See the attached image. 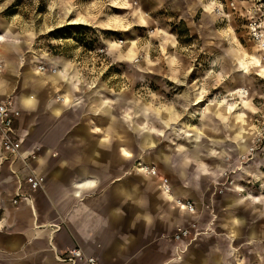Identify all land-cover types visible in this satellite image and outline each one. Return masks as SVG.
<instances>
[{
    "label": "rangeland",
    "instance_id": "obj_1",
    "mask_svg": "<svg viewBox=\"0 0 264 264\" xmlns=\"http://www.w3.org/2000/svg\"><path fill=\"white\" fill-rule=\"evenodd\" d=\"M217 1L225 4L228 0ZM209 4L210 0H0V33L7 25L5 36L14 44L21 42L19 55L25 62L33 60L36 70L43 65L57 72L67 63L69 97V85L74 86L75 81L92 88L97 95L96 109V99L125 96L126 104L121 97L120 104L112 101L120 130L128 133L135 124L140 128L142 146H148V135L152 136L154 144L145 154L158 156L157 167H152L159 177L171 183V178L177 180L182 173L194 184L191 191L200 200V208L196 213L195 207L198 215L186 227L192 232L184 240L188 242L196 240L202 230L219 234L230 196L241 199L243 214L246 199L264 206V138L259 135L264 127V53L250 39L248 27L253 17L262 16L264 22V1L257 8L237 2L235 10L223 9L215 20L208 16L210 9L203 11ZM238 54L247 72L239 68ZM254 55L262 64L253 59L252 66L250 56ZM236 89L237 95H230ZM239 89L246 97H241ZM200 90L204 100L194 106L191 102ZM56 91L55 98L64 99ZM82 92L84 98L93 97L91 91ZM63 102L55 109L62 112L63 106L73 104ZM112 103L109 101L110 108ZM240 104L244 107L232 120L229 110ZM214 105L226 108L228 114L219 108L225 120H215L214 113L207 111L217 110L210 107ZM194 110L202 118L211 114L207 125ZM73 111L68 109L64 116L75 114ZM240 127L238 144H246L248 149L238 154L233 130ZM194 142L205 153L201 156L209 167L203 172L168 170L165 156L182 166L191 157L187 149ZM218 148L227 152L218 159L208 155ZM127 152L129 156H125L130 158ZM174 233L169 237L172 240Z\"/></svg>",
    "mask_w": 264,
    "mask_h": 264
},
{
    "label": "crops",
    "instance_id": "obj_2",
    "mask_svg": "<svg viewBox=\"0 0 264 264\" xmlns=\"http://www.w3.org/2000/svg\"><path fill=\"white\" fill-rule=\"evenodd\" d=\"M216 2L210 0L209 6L201 8L204 13L206 7L210 9L208 16L214 20L219 17L212 13ZM3 27L6 30L0 33V102L12 98L19 112L14 129L21 152L28 154L34 146L41 147L31 167L45 181L29 199L12 204L10 196L17 183L9 165L1 166L0 264H63L56 255L72 246L96 257L99 264H264V206L249 199L246 214L239 208L241 199L233 195L225 201L227 210L221 216L219 234L202 230L196 240L181 243L169 238L176 229L188 227L198 214L178 209L174 200L164 195L159 178L137 172L140 164L157 167L158 156L145 154L154 144L151 135L146 141L149 145L142 146L140 128L134 124L127 133L116 123L112 101L121 97L126 104L127 98L115 95L114 99H96L97 110V95L92 88H84L76 81L74 86L69 85V97L65 86L69 78L67 63L53 75L38 72L33 60L25 62L20 57L21 42L14 44L7 39L8 26ZM55 89L60 90L56 96H63L64 104L74 100L72 105L63 106L62 112L59 107L55 109L61 103L55 98ZM83 90L91 91L93 97L84 98ZM237 90L230 95H237ZM198 92L195 102L204 100L201 90ZM247 103L246 98L244 106ZM244 106L237 105L229 114L226 110L224 113L233 120ZM68 109L76 113L64 116ZM207 111L214 113L215 120H225L219 109ZM196 113L207 125L211 114L205 113L202 118ZM237 130L233 131L238 147L241 137L236 132L241 127ZM197 146L195 142L188 146L192 155L188 154L191 157L181 162L182 166L170 155L165 156L168 170L205 171L209 167L201 156L205 153ZM125 148L131 153L130 158L126 157L129 153ZM213 150L208 154L213 159L227 152L222 148ZM13 169L24 177L21 166ZM178 176L177 180L170 177L171 195L190 200L199 213L200 200L191 191L194 184L185 174Z\"/></svg>",
    "mask_w": 264,
    "mask_h": 264
},
{
    "label": "built area",
    "instance_id": "obj_3",
    "mask_svg": "<svg viewBox=\"0 0 264 264\" xmlns=\"http://www.w3.org/2000/svg\"><path fill=\"white\" fill-rule=\"evenodd\" d=\"M264 0H228L225 4L217 1L216 7L213 9L214 14L220 15L223 9L235 10V3L248 2L252 3L257 8L259 3ZM262 16L252 18L249 22V36L250 39L256 44L259 52L264 53V22L261 20ZM264 59V54H263ZM39 72L48 71L43 65L37 67ZM55 70V69H53ZM49 71H52L51 69ZM62 101L61 98H58ZM19 117V112L14 106L12 98H7L0 102V168L4 163H7L11 168V174L14 176L17 187L10 196L12 204H18L23 199H29L31 193L42 189L44 184V178L36 174L31 167V162L35 161L41 150L40 146H34L28 154H23L16 141L14 122ZM261 138H264V127L259 132ZM260 140V138H258ZM19 165L24 177L21 178L19 173L13 169L14 166ZM147 169L146 172H142L151 177L160 179V187L165 194H172L171 185L169 180L165 177H159V174L155 167L152 166H139V169ZM175 206L189 214L195 213L194 204L187 199L176 198L174 199ZM192 235V232L187 228H178L173 235V240L176 243H181L185 239H188ZM196 234H194L195 236ZM59 262L63 264H99L96 257L88 256L78 246H72L56 255Z\"/></svg>",
    "mask_w": 264,
    "mask_h": 264
},
{
    "label": "bare ground",
    "instance_id": "obj_4",
    "mask_svg": "<svg viewBox=\"0 0 264 264\" xmlns=\"http://www.w3.org/2000/svg\"><path fill=\"white\" fill-rule=\"evenodd\" d=\"M207 10V9H206ZM209 11V10H208ZM129 51V50H128ZM129 53V52H128ZM129 54H131V53H129ZM237 58H238V66H239V68L242 70V71H245V72H247V66L243 63V61H242V59H241V56L238 54V56H237ZM251 58L252 59H254L256 62H258V64H262L261 63V61H260V58L258 57H256V56H251ZM263 58V57H262ZM52 71H45V72H47V73H49V74H56V70H53V69H51ZM240 90V95H242L241 97H246L245 95H244V90L243 89H239ZM64 101V99H62V101L61 102H63ZM210 103V102H209ZM196 104V102L194 103V106H196L195 105ZM210 107H214V108H217V109H219V108H223V110L225 111V108L224 107H222V106H220V105H214V106H210ZM247 146H246V144H240L239 145V151L241 152V153H245L246 151H247ZM249 151H250V147H249V150H248V153H249ZM139 166H145V165H143V164H140ZM137 170H138V172H140L141 173V171L142 172H146L147 173V169L145 168H143V169H139V168H137ZM257 176V175H256ZM160 180V179H159ZM164 193V192H163ZM164 195H167V197L170 199V200H174V199H176V198H174L173 197V195H168V194H165L164 193ZM199 235V234H198Z\"/></svg>",
    "mask_w": 264,
    "mask_h": 264
}]
</instances>
